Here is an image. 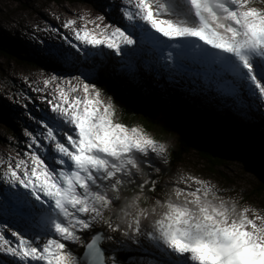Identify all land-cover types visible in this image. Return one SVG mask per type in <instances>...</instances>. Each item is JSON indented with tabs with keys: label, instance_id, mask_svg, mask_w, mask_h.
<instances>
[{
	"label": "snow or ice",
	"instance_id": "1",
	"mask_svg": "<svg viewBox=\"0 0 264 264\" xmlns=\"http://www.w3.org/2000/svg\"><path fill=\"white\" fill-rule=\"evenodd\" d=\"M255 5L120 0L94 18L79 16V27L67 20L75 43L65 40L76 52L154 53L173 85L192 65L191 94L202 77V91L227 97L238 109L256 99L264 107V7ZM46 55L62 63L71 54L59 46ZM108 70L101 62L70 79L43 80L45 89L55 87L45 97L50 111L35 121L40 131L26 128L27 150L0 157V254L16 264H264V214L223 199L203 179L184 177L187 190L176 187L149 207L141 204L147 182L139 185L141 194L123 197L141 158H164L167 149L142 128L116 120L115 102L95 82ZM121 70L134 68L127 63ZM150 190L156 192L155 181ZM70 245L83 246L82 256ZM132 250L142 255L121 258Z\"/></svg>",
	"mask_w": 264,
	"mask_h": 264
},
{
	"label": "rangeland",
	"instance_id": "2",
	"mask_svg": "<svg viewBox=\"0 0 264 264\" xmlns=\"http://www.w3.org/2000/svg\"><path fill=\"white\" fill-rule=\"evenodd\" d=\"M119 2L120 0H0V45L23 55L43 56L44 60L54 63L48 67H38L18 56L6 57L0 53V157L10 156L15 159L17 150H27L25 143L28 138L24 135L26 128L40 131L35 121L50 111L45 97L51 98L55 87V84H51L45 89L44 79L50 75L70 79L104 62L110 72H115L118 79L129 82L149 98L156 97L179 116L186 112L187 115L199 119L203 126L209 125L212 117L231 119L226 126V132L231 139H237L240 150L247 156L226 157L213 163L198 151L191 150L184 155L183 162L173 169L171 175L164 176L165 171L161 173V169L164 167L169 171V155L172 148L179 144L178 136L173 135L162 141L167 149L164 158L151 153L147 158H141V171L136 173L135 177L142 176L144 171H152L155 180L163 183L164 193L160 196L161 199L166 192H171L176 187L187 190L189 184L184 182V177L203 179L213 186L223 199L235 201L242 207H250L264 214V192L260 190L262 172L257 164L264 162V135L247 140L238 136L235 130L236 126L249 116L264 117V107H259L258 99L248 101L245 108L231 109L233 104L229 98L220 97L214 91L201 90L202 77L196 79L200 88H197L195 94H191L189 90L194 87L191 79L195 78L192 76L193 66L188 65V72L176 77L180 83L173 85L169 82L170 72L162 66V62L156 60V54L153 58L147 53L121 58L108 53V50H104L107 53L105 56L90 48L81 52L70 48L65 37L74 43L75 41L71 30L64 27L67 20L76 19V26L79 27L82 24L79 16L87 14L94 18L108 11L107 5ZM255 6L264 7V3L256 0ZM110 19L117 20L118 16L113 15ZM59 46L68 49L71 54L69 59L62 63H56L46 55L50 48ZM80 47L83 48V45ZM144 47L147 49V45ZM121 60H124L125 64H121ZM127 63L133 66L132 72L121 70L126 69ZM4 109L10 111L5 113ZM135 126L145 130L158 142L156 135L148 133L143 124L138 123ZM248 156L253 157L255 161ZM149 160L153 166L148 163ZM190 187L195 189L197 185L191 184ZM28 234L34 235V232ZM8 235L14 241L15 238H12L10 233ZM136 253L137 257L142 255L138 251ZM0 264L16 262L10 256L0 254Z\"/></svg>",
	"mask_w": 264,
	"mask_h": 264
},
{
	"label": "trees",
	"instance_id": "3",
	"mask_svg": "<svg viewBox=\"0 0 264 264\" xmlns=\"http://www.w3.org/2000/svg\"><path fill=\"white\" fill-rule=\"evenodd\" d=\"M71 1V0H65ZM88 2V0H78ZM0 53L6 57L18 56L25 59L27 63L38 66L48 67L54 63L49 60H44L43 56L38 55H23L14 49L3 47L0 45ZM69 59V58H68ZM133 60H135L133 58ZM91 71V70H90ZM89 72V71H87ZM86 72V73H87ZM103 90L106 97H111L116 104V119L121 123L131 127L138 123L143 124L148 133H154L158 142L166 141L173 135L178 136L179 144L172 148V153L167 161L168 170L163 167L161 173L165 171L164 176L172 174L176 168L184 160V155L191 150L198 151L199 154L206 157L209 161H216L226 157H247L240 150L237 144V139L233 140L226 132L228 122L232 121L224 117L210 118L209 125L203 126L199 119L193 118L184 112V115L179 116L168 107L164 106L156 97H147L142 92L131 86V84L122 79H118L115 72L108 70L99 81H95ZM235 109L234 105L230 106ZM5 113L9 109H4ZM224 124V125H223ZM264 117L257 118L249 116L248 119L238 124L235 128L238 136L247 140H252L258 136L264 135ZM250 159L253 157L248 156ZM255 161V160H254ZM256 163V162H255ZM262 172L261 192H264V162L257 163ZM153 166V165H151ZM155 181L157 185L156 192L150 190L151 183ZM143 190L141 204L143 207H149L150 203L164 193L162 181H156L152 171H144L143 175L133 178L131 184L125 183L121 191L124 198H131L134 195L141 194L140 184H145ZM72 251L77 256H82L84 253L83 246L70 245ZM137 251H129L121 254L122 259H127L128 256H136Z\"/></svg>",
	"mask_w": 264,
	"mask_h": 264
},
{
	"label": "bare ground",
	"instance_id": "4",
	"mask_svg": "<svg viewBox=\"0 0 264 264\" xmlns=\"http://www.w3.org/2000/svg\"><path fill=\"white\" fill-rule=\"evenodd\" d=\"M146 48H148V45H147V47ZM154 53L153 54H150V56L153 58L154 57ZM229 79H231V77H229ZM3 186V184L2 183H0V187H2Z\"/></svg>",
	"mask_w": 264,
	"mask_h": 264
}]
</instances>
